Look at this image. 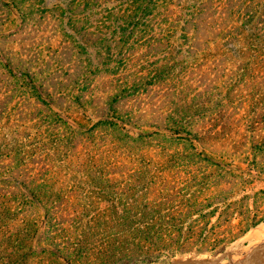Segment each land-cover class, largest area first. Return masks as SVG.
Here are the masks:
<instances>
[{
	"label": "trees",
	"instance_id": "16d2710c",
	"mask_svg": "<svg viewBox=\"0 0 264 264\" xmlns=\"http://www.w3.org/2000/svg\"><path fill=\"white\" fill-rule=\"evenodd\" d=\"M9 2L22 14L23 22L29 20L33 8L28 0ZM69 3V13L56 5L58 15L66 16L72 26L69 35L79 34L87 49L88 32L97 28V66L113 77L114 85L104 97L105 118L73 124L56 111L50 93L51 100H46L40 91L45 89L43 79H49V72L24 71V83L47 105V121H43L38 139L52 144L54 150L65 148L74 170L90 168L87 176L96 185L116 180L127 188L103 190L97 215L89 217L85 214L94 202L74 201L67 195L61 173L46 163L48 156H43L41 144L33 150L26 145L0 153V264H139L193 241H233L263 223L258 195L264 191H246L238 197L253 179L232 176L225 155L233 159L243 156L249 175H264V56L260 53V48L264 50V0ZM78 20L81 30L75 27ZM208 39L238 41L243 53L252 52L251 62L245 61V69L252 71L240 79L248 92L240 101L227 97L226 102L221 99L212 107L195 98L173 104L165 92L158 99L163 106L151 102L158 109L151 110L158 120L140 123L145 107L136 106L135 99L149 88L178 80L187 65L188 60L172 57L176 47L170 42H186L180 50L190 53L199 51L200 41ZM136 48L150 55L149 62L139 68L123 58ZM8 61L5 69L12 74ZM256 67L260 70L257 75ZM117 74L121 77L115 79ZM79 77L76 83H82L85 91L69 97L77 108L72 114L85 118L96 94L89 87V77ZM222 105L229 106L226 117L240 115L248 129L240 139H227L223 146L229 151L224 153L214 147V133L199 129L200 122ZM93 146L100 150L98 154L81 157V149ZM120 166L131 172L114 177L108 171ZM93 169L100 172L92 174Z\"/></svg>",
	"mask_w": 264,
	"mask_h": 264
},
{
	"label": "rangeland",
	"instance_id": "374dc122",
	"mask_svg": "<svg viewBox=\"0 0 264 264\" xmlns=\"http://www.w3.org/2000/svg\"><path fill=\"white\" fill-rule=\"evenodd\" d=\"M28 1L32 4L33 10L26 22H23L22 14L16 7H13L12 3L10 4L9 0L0 2V153H6L8 149L15 150L26 145L33 150L37 144H41L40 148H42L43 156L46 154L48 156L46 163L53 171L61 173V181L66 187L67 195H70L74 201L94 202L89 213L85 214H90L89 217H91L97 215V204L103 197V190L111 191L113 189V191H116V189H119L122 191L127 186L124 185L125 183L119 186V181L116 180H111L110 184H103L102 187L99 184L96 185L92 180L93 178L87 176L90 168L83 169L82 167L80 172L74 170L73 165L68 160L70 158H67V154L64 152L65 148L61 151L59 149L54 150L53 145L49 142L42 144V140L38 139V134L42 131L43 121H47L46 116H44V114H47L45 112L47 105L36 98L32 86L26 85L21 77L26 70L33 73L39 69L48 71L49 79H43L45 89L39 87L40 91L46 97V100H51L52 97L57 105L56 111L67 117L73 124H77L75 121L86 124L89 119L97 121L101 117H106L102 116L106 111V98L104 97L107 96L114 85L113 77L103 73L97 66L100 60L99 57L97 58L95 43L98 37L96 27H91L88 32L87 37L91 39L88 42V49L79 34L69 35L72 26L68 23L66 16L58 15L56 5L60 4L62 9L66 10L68 6H71L70 0ZM59 11L62 13V10ZM67 11L69 13V9ZM75 27L81 30V27H83L81 21H76ZM172 43L176 47L172 51V57L188 60L187 65L179 72L178 80L176 78L169 80L166 82L167 84L160 85V88H149V92L144 94L143 97L138 98V100L135 99L136 106L145 107V112L139 120L140 123L144 121L155 123L158 120L151 110L157 111L158 109L155 106L164 105L163 101L158 104V99L165 92H168L170 102L174 101L173 104L175 102L183 104L185 101H191L192 98H195L196 102L206 100V104L211 107L213 106L212 103L221 102V99L225 101L227 97L241 100L242 94L248 92L245 91V84L240 79L246 72L250 73L252 71L249 70V72L245 69V61L251 62L252 52L250 51V54L248 52L243 53L241 50L242 43L235 41L233 44V42L225 43L208 39L200 41L199 51L194 49L190 53H183L180 50L182 45H187L186 42L181 43L179 40H174L169 45ZM137 48L125 52L124 57L121 56L130 60L133 65L139 68L149 62L146 59H149L150 55L149 52ZM260 53L264 56V50H261V48ZM9 59L11 60L9 67L13 68L12 74L6 72L5 69ZM89 59L91 65H89ZM255 71L257 75L260 70L256 67ZM261 72L264 73V71ZM81 74L89 77V83H91L89 87L96 94L92 108L85 118L78 113L72 114V111L77 108L74 100H70L69 97V95L81 93V90L85 91L82 83H76L78 79L81 80V77H79ZM120 77L117 74L115 79ZM60 79H62V82ZM258 80L263 79L258 78ZM204 83L206 84L205 88H201ZM262 85L263 81L258 84V87ZM229 93H233V95L229 96ZM151 102L156 103V105H151ZM228 108V105L219 106L217 112H214L207 119H203L199 126L200 130L205 129L209 133H214L217 139V144L214 147H217L223 153L229 151L227 147L223 146L227 139L230 140L233 137L240 139L248 131L240 115L225 116L226 113L230 112ZM42 109L44 112H42ZM138 127L136 124V128ZM149 128L150 126L146 129ZM222 140L223 142H221ZM81 151H83L81 157H84L89 152L96 155L100 150L97 146H93V148H83ZM241 157L243 156L238 154L237 158L233 159L231 156L225 155V163L232 170V176H244L247 180L253 179L248 188L238 192V197L246 191L252 194L257 191H264V175H249L250 167L242 161L243 158ZM129 170L130 168L120 166L108 171L113 173L114 177H120V174L125 175L126 173L128 175L131 172ZM131 170L134 169L131 168ZM95 171L96 169H93L92 174H95ZM96 172L98 174L100 170ZM258 200L264 209V193L258 195ZM263 225L264 222L233 241L224 240L206 243L193 241L183 244L182 247L171 248L152 260L139 264H169L173 259L187 257H223L224 261L240 260L249 255L255 247H264V237L253 235L256 228ZM229 252L231 255L228 254ZM34 264L39 263L35 262Z\"/></svg>",
	"mask_w": 264,
	"mask_h": 264
},
{
	"label": "water",
	"instance_id": "95a60500",
	"mask_svg": "<svg viewBox=\"0 0 264 264\" xmlns=\"http://www.w3.org/2000/svg\"><path fill=\"white\" fill-rule=\"evenodd\" d=\"M261 246L255 247L249 255L240 260L232 262H223V257L207 258V257H187L173 259L169 264H264V255L260 253ZM231 255V253H228Z\"/></svg>",
	"mask_w": 264,
	"mask_h": 264
},
{
	"label": "bare ground",
	"instance_id": "6f19581e",
	"mask_svg": "<svg viewBox=\"0 0 264 264\" xmlns=\"http://www.w3.org/2000/svg\"><path fill=\"white\" fill-rule=\"evenodd\" d=\"M253 235L254 236H256V237H264V225L263 226H261V227H258V228H256V230L254 231V233H253ZM260 238V239H261ZM257 241V240H256ZM261 243V242H260ZM249 246V245H248ZM251 246V245H250ZM258 246V245H257ZM264 246V245H263ZM264 247H262L261 246V249H260V253L262 254V255H264ZM239 253V252H238ZM237 256V255H236ZM235 256V257H236ZM237 259V258H236ZM223 262H232V261H235V259H231V260H229V261H224V259L222 260Z\"/></svg>",
	"mask_w": 264,
	"mask_h": 264
}]
</instances>
